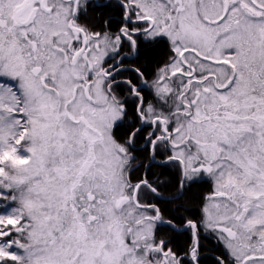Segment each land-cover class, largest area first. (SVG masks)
<instances>
[{"label":"snow or ice","instance_id":"snow-or-ice-1","mask_svg":"<svg viewBox=\"0 0 264 264\" xmlns=\"http://www.w3.org/2000/svg\"><path fill=\"white\" fill-rule=\"evenodd\" d=\"M0 264H264V0H0Z\"/></svg>","mask_w":264,"mask_h":264}]
</instances>
